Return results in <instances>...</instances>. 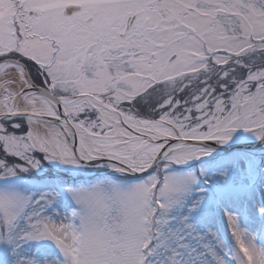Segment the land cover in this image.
<instances>
[{
	"label": "snow or ice",
	"instance_id": "obj_1",
	"mask_svg": "<svg viewBox=\"0 0 264 264\" xmlns=\"http://www.w3.org/2000/svg\"><path fill=\"white\" fill-rule=\"evenodd\" d=\"M0 264H264V0H0Z\"/></svg>",
	"mask_w": 264,
	"mask_h": 264
}]
</instances>
